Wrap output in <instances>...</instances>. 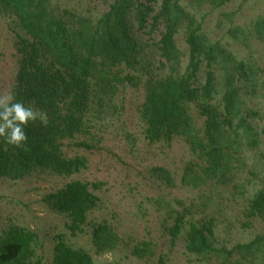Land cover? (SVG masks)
Instances as JSON below:
<instances>
[{"label":"rangeland","instance_id":"obj_1","mask_svg":"<svg viewBox=\"0 0 264 264\" xmlns=\"http://www.w3.org/2000/svg\"><path fill=\"white\" fill-rule=\"evenodd\" d=\"M113 2L47 0V5L80 31L93 29ZM160 4L158 0L153 6V15ZM179 6L192 20L193 28L200 26L197 35L203 44L222 51L211 67L201 55L191 81L201 88L207 73H212V105L222 111L225 79L233 65L226 57L247 67V82L238 81L234 74L239 89L238 116L232 120L236 127L244 118L246 127L228 132L217 168L202 148H206L207 138L198 102L186 105L191 136L178 135L150 144L140 108L149 82L169 75L181 77L187 72L188 21L183 19L174 37L175 61H166L156 47L163 25L152 34H147L148 29L134 32L139 46L135 61L132 59L130 66L122 63L114 67L106 80L97 76L91 79L82 131L63 141V156L81 158L85 167L70 176L35 169L21 180L0 178V240L12 227L31 232L35 237L34 255L28 264H52L59 241L86 252L93 264H264V243L250 254L234 251L236 246L257 238L264 240V212L252 214L250 208L264 190V0H180ZM18 34L23 33L15 16L0 5V96L13 92L20 65ZM126 77H133L134 85ZM192 136L197 144L191 143ZM80 143L89 148L78 146ZM72 181L88 184L97 198L83 232L76 235L68 230L66 216L43 203L46 195ZM178 218L181 228L173 239L170 231ZM102 223L111 226L118 236L112 250L98 251L93 244V227ZM209 223L213 252L205 256L189 253L190 226Z\"/></svg>","mask_w":264,"mask_h":264},{"label":"trees","instance_id":"obj_2","mask_svg":"<svg viewBox=\"0 0 264 264\" xmlns=\"http://www.w3.org/2000/svg\"><path fill=\"white\" fill-rule=\"evenodd\" d=\"M157 2L114 0L110 10L93 29L85 27L77 31L49 9L47 0H0L1 7L15 16L17 27L23 33L17 36L20 65L13 93L25 106L48 114L46 127L39 119L27 126L28 141L20 148H13L0 139V178L21 180L35 169L70 176L84 168L83 159H67L61 149L64 140L73 139L82 131L91 79L97 76L106 80L114 67L122 63L130 66L139 49L134 32L148 29L147 34H152L160 25H163L164 32L156 47L166 61L177 60L174 37L183 19L188 21L189 66L181 77L169 75L149 82L140 108V117L146 126L145 138L154 144L161 140L170 141L178 135H190L191 121L186 105L198 102L199 115L205 118L204 135L207 138L206 148L199 147L207 150L206 154L212 158L215 168L221 166L223 155L220 150L228 132L246 127L244 118L239 119L236 127L232 120L238 116L239 89L236 82L241 79L248 81V69L243 63H236L231 56L226 57L233 65L226 75V91L220 111L210 103L215 91L212 73H207L201 88L194 87L191 81L198 70L201 55H204L207 67H211L215 56L222 51L203 44L202 37L197 35L200 26L193 28L192 20L179 6L180 0H161L159 11L153 15V6ZM149 20L151 24H148ZM235 73L239 77L237 80ZM125 80L134 85L133 77ZM197 141L196 137H191L192 144H197ZM78 146L89 148L84 143ZM43 203L66 216L70 222L68 230L76 235L83 232L87 214L96 206L97 198L90 192L88 184L72 181L46 195ZM250 208L252 214L264 212V190L256 195ZM181 223L180 218L175 221L170 231L173 239L178 236ZM211 227L212 223L202 227L190 226L186 247L189 253L205 256L213 252L209 239ZM92 240L98 251L112 250L119 241L114 229L105 223L93 227ZM34 242L31 232L19 227L10 228L0 240V264H28L34 255ZM262 243L264 240L257 238L249 244L236 246L234 251L250 254L255 246ZM52 264H93V261L83 250L73 249L59 241L54 247Z\"/></svg>","mask_w":264,"mask_h":264},{"label":"clouds","instance_id":"obj_3","mask_svg":"<svg viewBox=\"0 0 264 264\" xmlns=\"http://www.w3.org/2000/svg\"><path fill=\"white\" fill-rule=\"evenodd\" d=\"M39 119L42 126L48 124L47 112H37L31 106L18 101L13 92L0 96V139L13 148H20L28 141L25 129Z\"/></svg>","mask_w":264,"mask_h":264}]
</instances>
